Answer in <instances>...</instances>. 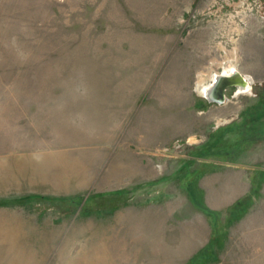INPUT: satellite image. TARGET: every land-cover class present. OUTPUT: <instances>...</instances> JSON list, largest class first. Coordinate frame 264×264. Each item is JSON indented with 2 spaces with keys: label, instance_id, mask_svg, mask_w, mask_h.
I'll use <instances>...</instances> for the list:
<instances>
[{
  "label": "rangeland",
  "instance_id": "obj_1",
  "mask_svg": "<svg viewBox=\"0 0 264 264\" xmlns=\"http://www.w3.org/2000/svg\"><path fill=\"white\" fill-rule=\"evenodd\" d=\"M258 104L264 0H0V264H226L209 207L241 148L264 167Z\"/></svg>",
  "mask_w": 264,
  "mask_h": 264
},
{
  "label": "crops",
  "instance_id": "obj_2",
  "mask_svg": "<svg viewBox=\"0 0 264 264\" xmlns=\"http://www.w3.org/2000/svg\"><path fill=\"white\" fill-rule=\"evenodd\" d=\"M239 70L249 77L255 73L252 67H244V64ZM255 108L263 109L264 106L258 104ZM250 116L252 114H246L247 118ZM259 147L263 148L264 142L257 144ZM252 150L250 148L248 152ZM249 153L241 148L240 158H231V167L225 170L229 177L225 187L226 202L222 207H209L215 212L224 210L222 216L228 233L224 241L221 237L216 238L218 240L214 246L224 251L226 264H264V167L250 162ZM199 191L202 193V190ZM203 196L202 193L201 202L204 204Z\"/></svg>",
  "mask_w": 264,
  "mask_h": 264
},
{
  "label": "water",
  "instance_id": "obj_3",
  "mask_svg": "<svg viewBox=\"0 0 264 264\" xmlns=\"http://www.w3.org/2000/svg\"><path fill=\"white\" fill-rule=\"evenodd\" d=\"M252 85L253 84H251L250 79L239 69L233 71L231 75H224V73L222 72V74L217 78L215 88H217L218 91L222 93L223 98L217 99L216 97L207 96L206 99L210 102L222 104L227 100V95L225 96V93L229 88H236L235 93L238 94L240 92V88H242L243 90H248L249 88L252 89Z\"/></svg>",
  "mask_w": 264,
  "mask_h": 264
},
{
  "label": "bare ground",
  "instance_id": "obj_4",
  "mask_svg": "<svg viewBox=\"0 0 264 264\" xmlns=\"http://www.w3.org/2000/svg\"><path fill=\"white\" fill-rule=\"evenodd\" d=\"M233 71H236V68L235 67L230 68V70H224L223 73H224V75H231L233 73ZM221 74H222V72L220 74H215L213 76L212 83L210 85H208L206 88H204L203 95L205 97H207V96H209V97H216L217 99L223 98L222 93H220V91H218V89L215 88V85H216V82H217V78ZM247 77L250 79L251 84H254L253 81H252V79L249 76H247ZM250 90H251L250 88L248 90H243L242 88H240V92H245V91H250ZM225 96H226V93H225Z\"/></svg>",
  "mask_w": 264,
  "mask_h": 264
},
{
  "label": "built area",
  "instance_id": "obj_5",
  "mask_svg": "<svg viewBox=\"0 0 264 264\" xmlns=\"http://www.w3.org/2000/svg\"><path fill=\"white\" fill-rule=\"evenodd\" d=\"M260 6H262V5H260Z\"/></svg>",
  "mask_w": 264,
  "mask_h": 264
}]
</instances>
